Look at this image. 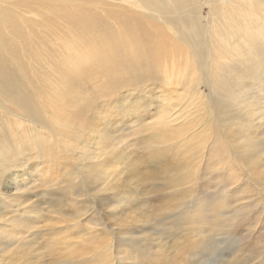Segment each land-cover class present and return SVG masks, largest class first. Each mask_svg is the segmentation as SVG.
<instances>
[{
    "label": "rangeland",
    "instance_id": "rangeland-1",
    "mask_svg": "<svg viewBox=\"0 0 264 264\" xmlns=\"http://www.w3.org/2000/svg\"><path fill=\"white\" fill-rule=\"evenodd\" d=\"M195 2L192 38L177 0H0V71L16 75L0 80V109L58 128L50 165L0 173V264H264V0L223 8L256 11L257 26L235 31ZM77 9H118L146 29L149 54L158 39L186 54L174 72L152 57L139 77L119 62L113 83L107 62L125 53L106 39L105 59L81 65ZM40 73L68 90L59 118L39 99Z\"/></svg>",
    "mask_w": 264,
    "mask_h": 264
},
{
    "label": "bare ground",
    "instance_id": "bare-ground-1",
    "mask_svg": "<svg viewBox=\"0 0 264 264\" xmlns=\"http://www.w3.org/2000/svg\"><path fill=\"white\" fill-rule=\"evenodd\" d=\"M209 3L210 7H217L220 10L214 11L213 13V20L217 21L215 26L220 22V24L230 31H235L237 28L242 27L243 24L252 25V27L257 26V13L252 8L248 15L241 17V15L233 14L230 11L228 5L237 3L238 0H221L226 2V5H222L220 0H205ZM221 2V3H220ZM248 2V0H247ZM198 5L196 4L195 0H177L176 7L172 8V12L180 21V24L184 26H188L192 32L194 38L195 35L200 34L199 25L197 26L196 23V12H197ZM2 9L5 10V6L2 5ZM76 15H72L70 17L71 23L80 25L82 29V38H83V46L80 50L78 48H73L79 54L78 61L84 67H87L84 61H81L82 54H98L100 55V59L103 57V47H105L104 43L107 39L109 42L108 47H113L114 49L123 52V57L115 58L106 65L107 73L108 69L110 68L111 73V82L117 84V69L115 66L121 62L124 65L130 67V63H132V70L130 75H137L139 77L141 74H145L144 72L153 71L155 67L151 66L152 57L158 58L161 60L160 66L163 70L168 72L173 71V62L178 61L183 55L186 54V51L181 47H170L168 46L169 43H165L162 39H158L152 45V49L154 52L149 54L151 50L147 47H143V45L148 46L149 38L148 33L145 30H141L138 28V31L134 30L133 25L130 21L123 20L124 14L120 13L118 9L115 10H105V14H95L93 12H82L77 9ZM1 13V11H0ZM241 22V23H240ZM112 23H118L120 28L114 30L120 34L125 36V39L113 44L110 43L109 39L112 38L114 31L111 28ZM237 23V24H236ZM112 31L111 33H107V31ZM108 31V32H110ZM139 33H143V36L138 37ZM184 41V35H178ZM186 40V39H185ZM198 40L195 39V43ZM103 46V47H102ZM196 45L194 48H197ZM41 48V47H39ZM197 53V52H196ZM128 56H137L134 60H130ZM61 61L57 62L55 66H62L66 62L64 61V56H61ZM113 58V55H111ZM105 59V58H104ZM138 61V62H137ZM42 64V62L40 61ZM47 64H45V67ZM103 67V64L100 65ZM54 72H57L56 69H53ZM8 72V73H7ZM13 70L9 69V66L6 64H2L0 77L4 76L5 78L0 79L1 82L7 81L9 84H13L16 80V75H13ZM46 74H51L45 72ZM56 76L57 79L61 82L62 79L60 76ZM50 82V78L47 76L43 77V74L40 73L39 75V87L42 91L41 96L39 99L42 101L50 99L52 102V111H50L51 116H56L57 118L60 117L58 112H61L66 108V103L70 102L68 90L67 92L64 89H55L54 86L50 87L48 83ZM113 85V84H112ZM42 87V88H41ZM56 94L58 96L56 97ZM70 96H75L74 92L70 93ZM38 119V118H37ZM65 122V121H63ZM57 125L51 126L50 124L46 127L41 122L35 118H23L16 117L10 110H1L0 109V173L3 170H12L16 168L17 170H24V171H33L37 169H42L44 163L50 165V151L53 149L50 145V137L57 135ZM48 158L47 162L46 159ZM21 172V170H20ZM3 174V173H2ZM22 175V174H21ZM1 177V174H0ZM16 181L17 180L16 178ZM9 186V181L7 179V183H2L1 187ZM0 187V188H1Z\"/></svg>",
    "mask_w": 264,
    "mask_h": 264
}]
</instances>
